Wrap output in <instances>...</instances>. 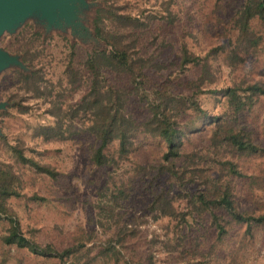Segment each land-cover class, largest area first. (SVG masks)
Returning a JSON list of instances; mask_svg holds the SVG:
<instances>
[{"label":"trees","instance_id":"1","mask_svg":"<svg viewBox=\"0 0 264 264\" xmlns=\"http://www.w3.org/2000/svg\"><path fill=\"white\" fill-rule=\"evenodd\" d=\"M105 1L108 8L97 10L94 26L109 49L83 54L81 68L75 66V53L66 66L70 86H88L78 102L65 106L57 85L44 80L45 72L35 64L44 50L31 49L35 41L26 32L13 42L33 71H17L5 79L1 88L9 83L15 88L0 98L12 102L11 111L17 115L30 110L26 102L31 99L49 102L47 113L57 121L34 127L33 139H91L89 163L108 175L91 199V219L107 238L87 247L93 241L76 237L61 250L26 235L17 204L45 198L23 192L25 171L52 178L58 172L32 156L24 140L11 143L4 125L0 145L9 161L0 158V264H10L14 249H25L45 264H96L106 259L108 264H136L123 249L139 232L124 221L123 210L137 190L150 195L147 218L168 220L174 241L161 244L182 260L188 257L183 264H200L198 256L206 260L236 236L245 245L264 233V211L244 206L245 192L264 190V0H245L225 29L227 40L205 55L184 42L170 67L143 54L141 43L153 23L176 22L177 0H143L154 2L156 9L138 13L127 11L119 0ZM221 64L230 70L225 86L217 67ZM164 70H171L166 80L155 82L151 72ZM191 73L195 77L188 79L185 75ZM203 95L224 97L227 109L211 116L202 105ZM0 117L10 115L3 112ZM203 132L207 145L189 150L192 137ZM146 141L164 145L159 162L142 160Z\"/></svg>","mask_w":264,"mask_h":264},{"label":"rangeland","instance_id":"2","mask_svg":"<svg viewBox=\"0 0 264 264\" xmlns=\"http://www.w3.org/2000/svg\"><path fill=\"white\" fill-rule=\"evenodd\" d=\"M120 5H125L127 11L138 13L143 9L148 11L156 9L154 2L146 3L143 0H119ZM245 0H177L173 12L177 14L174 24L167 22H155L141 43L143 54L153 55L156 62L170 67L177 59L181 45L185 42L189 48L199 55L206 52L223 41L227 40L225 29L235 16ZM6 36L2 40L4 46L15 51L18 44ZM24 43V42H23ZM12 44L14 46L12 47ZM31 49L37 51L35 42ZM39 52L35 61L36 66L45 72V81L57 85L61 102L66 106L78 102L87 92L86 82L77 84L75 88L69 85L65 72L67 63L73 54L69 53L67 44L56 39ZM83 53H78L74 59L75 66L81 68ZM221 69V81L223 86L229 84L230 70L218 65ZM169 69H172L169 68ZM171 70L162 73L151 72L155 82H163ZM188 79L194 73L185 75ZM195 77V76H194ZM175 85V84H174ZM9 88V89H8ZM15 86L7 84L0 87V97L13 90ZM176 89V85H175ZM203 107L213 117L220 116L226 109V99L222 96L203 95L201 97ZM30 110L18 115L12 112L8 117L6 133L11 143L18 139L24 140L29 153L42 163L52 165L58 175L52 178L47 175L25 171L23 176V192L29 196L39 195L45 201H24L17 204L19 218L23 230L27 236H31L43 244H53L58 249H64L75 243L76 237L91 240L87 247L94 243L98 246L105 241L107 236L102 235V230L91 219V199L95 198V190L107 180L106 170L95 169L89 163V149L91 139L82 135L68 140L33 139V128L39 124L48 125L55 123L56 118L47 113L49 102L44 100H29L26 102ZM263 117L259 120V125ZM200 128L205 127L199 126ZM207 133L194 135L189 150L193 147H205L207 145ZM164 145L158 141H146L141 149V157L145 164L157 163L161 160ZM0 158L9 161L3 147L0 145ZM138 189V188H137ZM149 193L136 191L131 201L123 210V219L132 227L137 228L139 236L132 240L123 253L136 264H183L179 253H169L167 247L161 244L163 240L174 241V234L167 226L168 220L155 222L147 218V205ZM244 206L257 212L264 211V190H255L254 193L245 192ZM166 235H169L168 238ZM210 238L209 243H212ZM175 245V243H171ZM1 249V245H0ZM173 250V248H171ZM1 253V250H0ZM1 258V257H0ZM200 264H264V233L259 232L255 238L242 245L240 237L236 236L218 248L211 257L206 260L198 256ZM108 264L107 259L105 260ZM99 260L96 264H105ZM10 264H45L41 257L31 254L29 251L14 249L10 258ZM196 264V263H194Z\"/></svg>","mask_w":264,"mask_h":264},{"label":"water","instance_id":"3","mask_svg":"<svg viewBox=\"0 0 264 264\" xmlns=\"http://www.w3.org/2000/svg\"><path fill=\"white\" fill-rule=\"evenodd\" d=\"M106 7L105 0H0V87L17 71H33L22 52L2 44L6 36L13 41L26 32L41 50L60 39L67 44L70 54L87 55L109 49L96 36L94 26L97 10ZM12 106L8 99L0 98V114L12 116ZM6 123L0 117V137L5 136Z\"/></svg>","mask_w":264,"mask_h":264}]
</instances>
